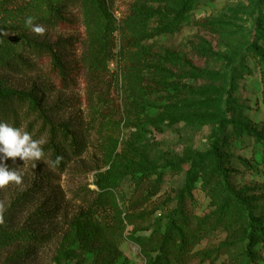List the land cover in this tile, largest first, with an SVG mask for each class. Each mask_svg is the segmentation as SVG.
<instances>
[{
    "label": "rangeland",
    "instance_id": "1",
    "mask_svg": "<svg viewBox=\"0 0 264 264\" xmlns=\"http://www.w3.org/2000/svg\"><path fill=\"white\" fill-rule=\"evenodd\" d=\"M58 1L57 26L36 0L0 5V90L36 94L81 146L61 169L47 124L18 127L44 156L6 161L22 182L0 188V264H148L172 218L187 240L181 252L175 238L172 264H264V241L248 255L250 224L264 222V0H193L179 25L186 0H104L105 13ZM12 28L53 53L3 41ZM17 56L27 65L5 69ZM217 138L226 178L203 158ZM100 174L118 179L96 212Z\"/></svg>",
    "mask_w": 264,
    "mask_h": 264
},
{
    "label": "trees",
    "instance_id": "2",
    "mask_svg": "<svg viewBox=\"0 0 264 264\" xmlns=\"http://www.w3.org/2000/svg\"><path fill=\"white\" fill-rule=\"evenodd\" d=\"M19 0H0L1 8H4V11H7L10 6L14 3H17ZM40 5H44L47 7L50 12L47 21L51 23L53 26H57L62 23L64 20V16L61 14L63 7L60 5L58 0H36ZM94 3L97 8L102 13H105V2L104 0H90ZM193 2V0H186L183 2L181 8L174 13V21L175 25H179L181 19L185 17L187 13L188 5ZM7 6V7H6ZM6 9V10H5ZM18 28H12L14 31H18L19 34L17 37L13 38H5L3 41L8 42L9 44L19 45L32 51L33 53L43 52L47 50L48 52H52L49 46L44 45L42 43H38L34 41L25 31H21ZM4 44V43H3ZM16 61L24 66L27 65V62L20 56H17L13 62L5 64V69H13L17 64ZM53 62L55 66L59 64V58L54 56ZM61 67V66H59ZM35 118L34 121L42 122V127H45L47 124L49 126L50 133V141L46 145L44 149L49 150L51 153V159L54 162L57 156H62L63 160L59 164V167L63 169L66 166V163L69 160L68 154L73 153L76 154L77 151L81 148L80 144L75 142L71 134L62 126H57L48 122V118L46 115V111L43 109V105L41 102V98L36 94L23 93L15 90L11 91H1L0 90V121H4L9 123L14 127H20L25 122H28L31 118ZM227 118H225V121ZM32 122V123H33ZM229 122V121H228ZM30 122L29 125H32ZM224 124H221V132L224 130ZM220 142L219 138L215 141V148L212 152L207 153L203 156V158L211 157L213 162V172L219 176L226 178L228 172L222 166V155L220 154ZM132 175H138L139 173L147 174V170H138L134 172H129ZM193 173L189 172L188 182H186V187L190 186V179H192ZM118 176L100 174L97 176V180L95 185L98 189V192H94L92 190H88L90 193L94 194V200L92 201L91 209L96 212H99L100 209L105 211L107 209L109 201L108 195L110 194L109 188L116 182ZM163 174H158L157 180L154 182L152 187V195H156L159 193L161 185L163 183ZM189 183V184H188ZM184 193V191H182ZM148 196V197H151ZM149 199V198H145ZM147 201V200H146ZM175 215V214H174ZM264 222L262 220L257 223L250 224L251 232L249 234V245H248V255L251 256V249L256 246L258 243L264 241ZM175 238H178L179 242V250L184 251V247L187 245V240L185 235L181 229V227L176 224L175 218H172L169 221V229L166 234L162 237V242L158 248V254L155 258H153L149 253L145 255L149 259L148 264H172V255L170 254V250L172 248V244L175 242ZM30 239H34L33 236H30ZM150 238H140L139 243L143 248L148 246V243L151 241ZM177 257V256H175ZM252 257V256H251Z\"/></svg>",
    "mask_w": 264,
    "mask_h": 264
},
{
    "label": "clouds",
    "instance_id": "3",
    "mask_svg": "<svg viewBox=\"0 0 264 264\" xmlns=\"http://www.w3.org/2000/svg\"><path fill=\"white\" fill-rule=\"evenodd\" d=\"M34 20L35 18L32 16L26 17L25 28L37 35H43L46 29L40 24L34 23ZM42 143L43 141L33 139L30 133L0 121V188H4L10 183L19 185L22 182V175L16 168H9L6 161L12 158L15 163L17 157L25 163L29 160L40 161L44 156ZM62 160V156H57L53 164L59 166ZM3 211L4 205L0 203V213Z\"/></svg>",
    "mask_w": 264,
    "mask_h": 264
}]
</instances>
